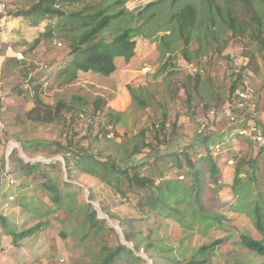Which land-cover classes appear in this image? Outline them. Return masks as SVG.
I'll use <instances>...</instances> for the list:
<instances>
[{
	"label": "rangeland",
	"instance_id": "rangeland-1",
	"mask_svg": "<svg viewBox=\"0 0 264 264\" xmlns=\"http://www.w3.org/2000/svg\"><path fill=\"white\" fill-rule=\"evenodd\" d=\"M40 1L0 0L6 6L0 14V215L17 232L38 225L32 236L17 245L0 228V264H102L119 246L126 251H120L110 264H199L194 260L203 261L202 264H264V256L239 245L241 234L264 243V223L259 230L255 228L254 219L240 210L239 199L232 189L238 184L234 179L235 157L247 160L257 149L239 138L236 130L231 137L230 124L224 119H211L207 128L212 133L209 149L216 143L222 144L215 159L220 173L212 177L207 163H199L205 171L199 203L203 213L220 218L221 230L196 220L201 215L192 204L193 189L187 188L191 181L183 177L187 168L178 171L172 167L173 158L164 165L165 181L170 180L174 191L168 195L170 205L181 212L178 216L183 226L175 223V219H162L150 211L148 204L153 197L146 191H138L134 184L129 187L126 175L100 168L106 184L99 177L84 173L83 165L73 156L85 150L100 161L113 155L118 163L130 153L137 142L134 137L140 131H145L150 144L155 142L152 129L165 120L167 136L162 142L168 144L160 147L161 155L174 153L183 159L182 152L186 151L196 162L206 155L197 143L198 119L207 109L225 105L230 63L237 69L247 66L248 61L251 63L242 72V84L237 88L248 97L247 108L241 115L264 124V0H248L252 6L245 0H216L222 16L226 14V5L244 12L241 19L249 28L244 36L226 41L231 34L218 26L221 20L216 18L213 35L202 36L201 42L195 39L190 42V55L200 46L203 51L192 62L183 58V42L168 20L183 4L190 3L198 8L199 18L206 24L207 0H178L175 5L164 2L154 8L153 18L151 11L139 18L135 15L158 0H127L125 7L133 17L113 22L99 38L109 42L122 30L139 27L136 54L129 60L115 58L116 70L108 77L79 72L68 83L64 78L72 52L65 38L64 19L25 15ZM98 1L59 0L56 6L71 15L85 3L94 5ZM250 8L257 11L260 25L253 19ZM50 30L53 35L47 37ZM145 67L149 68L147 73L142 72ZM35 95L52 107V114L63 107L60 103L64 109L75 107V111H65L52 121L34 122L27 113L34 107ZM100 100L105 105L95 110V103ZM109 116L112 125L107 123ZM35 140L41 144L23 150L22 141ZM6 145L10 148L5 151ZM67 145L73 151L65 155ZM188 147L191 148L187 150ZM152 154L153 151L145 149L137 158L146 157L151 163ZM18 159L23 164H37L35 173L26 174ZM228 159L233 160V166L226 165ZM258 163L249 192L259 203L264 194V161ZM145 169L142 175L151 176V171ZM117 177L121 192L115 188ZM245 177L242 174L240 178ZM44 179L56 188L61 208L52 204L54 194L45 187ZM161 181L157 179L156 183ZM90 202L109 217L112 226L120 228L123 236L127 233L134 238L133 242L125 239L132 246L124 244L118 232L97 214L96 221L90 220V209L95 211ZM183 209L189 210L185 217ZM217 240L221 242L211 246ZM202 246H207V250L200 251ZM131 255L141 261L129 259Z\"/></svg>",
	"mask_w": 264,
	"mask_h": 264
},
{
	"label": "trees",
	"instance_id": "trees-1",
	"mask_svg": "<svg viewBox=\"0 0 264 264\" xmlns=\"http://www.w3.org/2000/svg\"><path fill=\"white\" fill-rule=\"evenodd\" d=\"M58 1L59 0H41L39 3L31 7V9L26 11L25 15L39 14L41 15V17L49 16L64 19L65 22L63 24V28L66 32L65 38L70 42V49L72 52V61L70 63V66L66 68L67 70L65 71V83L75 80L79 72H93L95 74H100L104 77H108L116 70L115 58L121 57L125 60H129L136 54V37H138L137 31L139 30V27H128L124 29L121 31V33L114 36L113 39L109 42L105 41L103 38H99L100 33L104 29H107L113 22L119 23L120 21H124L128 16L131 18L133 17V13L131 11H128L125 7L127 0H99L94 5L85 3L84 7H82L78 11H72L71 15L64 13L61 9H59V7L56 6V3ZM66 1L86 2V0ZM177 1L178 0H158L156 2H151L147 4L142 10L138 11L135 16L139 18L144 13L151 11L150 17L153 18L155 16L153 11L155 7L164 2H170L171 5H175ZM207 2L206 15H204L207 16L205 18L206 24H203V22L200 20V12L198 11V8L190 3L183 4L176 12L171 14L168 20V24L171 26L172 31L174 33H177L178 37L183 42L184 48L182 50V56L188 62H192L193 58H199V56L203 53L202 47L200 46L194 51L193 55H190V49L188 48L190 42L194 39L200 41V38L202 36L203 38H206L208 34L213 35V30L216 27V18L221 20V23H219L218 26H221L224 31L228 30L231 34L226 41L244 36L247 29L249 28L248 23L241 19L244 12H241L240 9L229 7L228 5H226L224 9L226 14L225 16H222L221 9L217 5L216 0H207ZM244 2L248 5L250 4L248 0H245ZM244 10L248 11V9ZM249 10L252 13L253 19L257 21L258 25H260V21L256 16L257 11H254L252 8H250ZM202 26H204V29L201 28ZM260 29L261 28H258V30ZM52 35L53 30H50L47 33V37H52ZM258 39L260 40V38ZM37 43L38 41H35L34 45H37ZM164 45L168 47L167 44ZM12 62L14 64L18 63V61L16 60H13ZM250 66L251 63L248 61L247 66L237 69L232 65V63H230L227 73L229 81V96L225 105L229 102L232 94L238 88V86L242 84V72L245 70V68ZM196 79H198L199 81V77H197ZM33 105L34 107L27 113V116L32 121L38 123L52 121V118L55 119V117L59 119L61 114L65 111H75V107L66 106L64 109V105L60 103L59 105L63 107H58L56 112L54 111L52 114V110H50L52 107L46 106L39 95H35L33 99ZM103 105H105L104 101H96L95 110ZM142 106L144 107V105ZM221 107L217 106L213 108L219 109ZM207 108H209V106H207ZM241 112L236 111L237 121L235 125L229 126V128L231 129L229 131V135L238 127H247L250 124H257L259 126L262 125V127H264L263 123L254 121L250 118H247L246 116H242ZM109 117V122L107 123L108 125H112V117ZM160 123V126L154 125L156 128L153 127L154 129H152V136L155 139V142L150 144L145 138V131H140L139 134L134 137V140L138 143L136 142L135 144H133L130 153L127 156L125 154L121 161L118 163L115 162L113 155H108L105 158V161H100L92 153L86 152L85 150H82L79 153L77 152L73 156L77 157L79 159L78 163L80 162L81 165H83L81 170L84 173L99 177L106 184H108V181L102 174L99 173L100 168L106 169L108 173L119 172L123 175H126V181H128L129 187L134 184L138 188V191L142 190L151 194V197H153V202L151 201L149 204L147 203L150 207V211L155 212V214L160 216L162 219H175V223L183 226L178 216V214H180L181 212L170 205L171 202L168 195L169 193H174L169 183L170 180L165 181L164 165L167 163V160L169 158H173L172 167L178 169V171L183 170L184 167L187 168V172L185 173V176L183 175V177L188 178L191 181V185L187 188L190 190L193 189L192 204L194 208L199 210L201 215V217L196 218V220L204 223L210 228H217L221 230L222 225L220 222V218L210 216V213H203L199 203L203 188V173L205 172L203 171L199 163H207V170L212 177H215L220 173L215 161L216 157L212 154V150L209 149L210 143L212 141V133L206 130L204 134L200 136V140L197 143H199L198 145H201L200 147H202L206 151V155L198 157V160L196 162H193L186 151L182 152V155L184 156L183 159H181V157L179 158L174 153L172 154L165 152L161 155L160 147L168 143L162 142L164 141L165 136H167L165 120L161 121ZM103 126L104 125H102L101 127ZM21 144L23 146V150L27 151L31 147L37 144H41V141H22ZM249 146L257 149L249 159L239 160L237 157H235L236 165L234 171V179L236 182H238V184L236 188L235 185H233L232 189L234 196L239 199L238 202L240 205V210L244 213H247V216H251L254 219L255 228L259 230V227L264 223V194H260L262 196L259 199L261 202H256L255 197H252L249 192V186L254 182V175L256 172H258V160L264 161V150L259 149L255 144H252L251 142H249ZM65 148L67 150L66 153H64L65 155L73 151L71 145H67ZM189 148L191 147H188L186 149L188 150ZM145 149H148L149 152L153 151V162L150 163L146 157H142L139 159L137 158L138 156L142 155V152ZM64 161L66 166L68 167L69 162L66 156L64 158ZM18 163L26 172V174L35 173L38 167L37 164H23L20 159H18ZM243 167H247V169H244ZM144 168H146L145 170H148V172L151 171L152 175L149 177L142 175V171ZM68 170H70V168H68ZM130 171L131 174H129ZM242 174L246 176L245 179L240 178ZM157 179H160V181H162L157 184ZM44 180L45 181H43V184L45 185V187L49 190V192H51V194H54V196L51 198L52 204L58 208H61L56 188L53 186H49V184L46 183L47 180ZM114 184L116 190H118V192H121V189L119 187L120 180L118 177L116 178ZM175 200H178V202H180L179 199ZM90 210L92 211L90 220L96 221L97 213L92 209ZM187 212H189L188 209H183L182 215L185 217ZM37 227L38 225L30 229L17 232L14 226L8 223L5 217L0 215V228L4 231L5 235L12 238L16 245L19 241L32 236L35 233ZM124 237L127 241H135L133 240L134 238H132L131 235L127 233H124ZM220 242L221 241L218 240L214 241L211 246L219 244ZM239 245L244 247L245 250L250 253H254L258 256H264V243L260 240L252 238L248 234H241L239 236ZM135 246L138 249L137 245ZM199 250L204 252L207 250V246H202ZM120 251H126V248L124 246H119L115 251L104 258L102 264H110L112 259L119 256ZM127 251L132 254L130 250ZM130 258H132L133 260L137 259L138 261H141L139 258H136L132 255L129 257V259ZM193 262L202 264L203 261L199 262L198 260H194Z\"/></svg>",
	"mask_w": 264,
	"mask_h": 264
},
{
	"label": "built area",
	"instance_id": "built-area-1",
	"mask_svg": "<svg viewBox=\"0 0 264 264\" xmlns=\"http://www.w3.org/2000/svg\"><path fill=\"white\" fill-rule=\"evenodd\" d=\"M6 6L4 3L0 2V14L4 13ZM1 49V48H0ZM149 68L145 67L142 69L143 73H147ZM247 94L242 90L236 89L232 94L229 102L222 106L221 108H211L205 111L204 115L199 117L198 119V127H197V134L198 136H202L204 132L210 125L211 119H224L230 125H235L237 121V114L236 111H245L247 108ZM215 119V120H216ZM237 131V136L244 140L255 144L259 149L264 150V127L259 126L257 124H250L247 127H238L235 129ZM233 136V133L230 134ZM229 136V137H230ZM9 146L6 145L5 151ZM222 150V144L216 143L213 146L212 154L217 157V155ZM6 158V157H5ZM227 166H233V160L228 159L226 161ZM6 167V166H5ZM8 170V169H7ZM5 170V173L7 172ZM9 179V177L7 178Z\"/></svg>",
	"mask_w": 264,
	"mask_h": 264
},
{
	"label": "water",
	"instance_id": "water-1",
	"mask_svg": "<svg viewBox=\"0 0 264 264\" xmlns=\"http://www.w3.org/2000/svg\"><path fill=\"white\" fill-rule=\"evenodd\" d=\"M21 152H22V149H21ZM21 155H22L21 158L24 159V160L26 159L25 161H27V158L25 157V155L24 154H21ZM60 161H63V160H60ZM90 204L93 206L95 212L97 213L98 218L105 219L109 223L110 227L113 228V229H115L118 232V234L120 235V238L124 241L123 243L124 244H129L130 246H132L131 243H129V242L127 243L126 242V240H125V238H124V236H123L120 228L118 226H112V222L110 221L109 217L106 214H104L101 211V209L97 205H95V203L90 202ZM100 213H102V216L100 215Z\"/></svg>",
	"mask_w": 264,
	"mask_h": 264
},
{
	"label": "bare ground",
	"instance_id": "bare-ground-1",
	"mask_svg": "<svg viewBox=\"0 0 264 264\" xmlns=\"http://www.w3.org/2000/svg\"><path fill=\"white\" fill-rule=\"evenodd\" d=\"M12 147V146H11ZM10 148V147H9ZM8 152V151H7ZM100 215L102 216V213H100ZM124 242V241H123Z\"/></svg>",
	"mask_w": 264,
	"mask_h": 264
}]
</instances>
